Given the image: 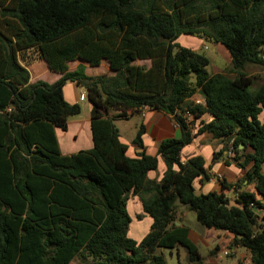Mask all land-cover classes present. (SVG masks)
Listing matches in <instances>:
<instances>
[{"label":"trees","instance_id":"trees-1","mask_svg":"<svg viewBox=\"0 0 264 264\" xmlns=\"http://www.w3.org/2000/svg\"><path fill=\"white\" fill-rule=\"evenodd\" d=\"M181 36L222 46L228 68L209 75V60L180 46ZM78 60L105 61L113 74L85 76L79 65L68 73ZM143 60L150 66L134 64ZM38 61L62 77L30 84L25 67ZM247 66L264 70V0H0V264H166L157 250L178 246L186 264H202L187 229L174 226L178 206L264 264V75ZM68 81L86 92L92 148L63 156L55 129L81 113L63 98ZM197 91L204 104L187 111L211 117L198 131L227 139L242 181L254 183L237 194L241 209L229 206L224 182L196 194L195 182L207 180L200 156L181 162L195 135L179 109ZM144 108L172 115L181 131L158 146L168 169L158 183L146 179L157 157H128L109 116ZM130 193L151 220L137 242L126 235Z\"/></svg>","mask_w":264,"mask_h":264},{"label":"crops","instance_id":"crops-1","mask_svg":"<svg viewBox=\"0 0 264 264\" xmlns=\"http://www.w3.org/2000/svg\"><path fill=\"white\" fill-rule=\"evenodd\" d=\"M190 41L185 42V44L179 45L188 48L192 51H195L202 44L201 40H197L194 37L186 36ZM215 45V44H214ZM219 46V45H216ZM195 49V50H193ZM224 50V49H223ZM225 51V50H224ZM225 55L228 57L227 52L225 51ZM77 62V66L84 64L82 61H74ZM106 63L105 61H102ZM101 62V63H102ZM137 64L140 65H149L150 62L147 60L136 61ZM227 62L229 64V57L227 58ZM73 63V62H72ZM81 63V64H80ZM37 64V65H35ZM107 64V63H106ZM88 65V64H87ZM101 65V64H100ZM37 66V69L35 68ZM77 66H74L73 69L70 67V63L68 64V73H72ZM89 66V65H88ZM90 67L89 68H97ZM29 73V83L33 84L38 81H43L48 84H52L59 80L62 77L60 73H54L50 71L47 65L43 61H38V63H34L25 67ZM246 69V68H245ZM224 70V69H223ZM222 69H216L213 71L211 75L220 74L223 72ZM261 70V69H260ZM87 68L84 69L83 74L85 76H94L101 75L100 73H93L89 75L87 72ZM109 72L113 74V72L109 69ZM50 73V74H49ZM54 74L52 79L50 75ZM260 74L264 75V70H261ZM50 81V82H48ZM76 88H81L75 84L73 81H68L63 87V98L69 104H77L78 102V94H76ZM202 93L197 91L191 98L186 99L181 105L179 111L183 113L184 120L187 125L191 128L193 137L191 143L184 147L181 150V162H185L191 157L200 156L204 161V170L207 177V180H203L201 183L198 181L194 184V189L199 191L202 194H207L209 192L219 193L221 191V183L218 181H214V175H220L224 184L229 185L227 190L223 191L225 198L229 201H235L237 198V194L243 190L253 192L254 191V183L245 184L242 181V177L244 172L237 168V164L233 161L228 160L226 158V144L228 143L227 139L224 138H214V136L207 132H199V128L201 124L208 123L211 120V117L207 114L202 115L199 118H194V116L186 115L187 108L190 104L193 103L195 99L201 98ZM80 102V101H79ZM112 112V111H111ZM111 112L109 116L112 117ZM188 112V111H187ZM116 115L118 112H115ZM139 117L140 124L134 125V135L126 139L121 135L118 131L120 140L127 146L126 155L130 158L136 157L139 154H145L151 157H157L158 164L157 169L155 171H151L147 174L146 179L148 181L158 183L162 176L167 172V167L163 163V161L157 156V149L159 144L166 139H179L181 137V131L177 125V123L173 120L172 115L164 112L157 111H149L144 108L140 112L131 114L123 118L124 120H130ZM263 114L259 116V120H262ZM119 118V117H114ZM140 126H143L144 132L141 136L142 148H138L137 146L132 144V140L135 137ZM55 137L58 143L60 154L63 156H69L75 154L79 151H86L92 148V139L90 132V119H78L77 117L71 118L67 122V131L63 132L59 129H55ZM230 144H228L227 148ZM247 153H251L250 149H247ZM264 170V163L262 166ZM259 202L261 199L259 197L256 198ZM141 198L138 195L130 193L126 202V210L130 217L131 223L127 230V237L133 241H139L148 231L149 225L151 224V220L142 214L141 209ZM139 216V218H137ZM136 220L133 222L132 220ZM144 224V233L142 237L139 239H133L130 236L129 231L132 229L133 234H136V231L139 225ZM139 224V225H138ZM175 227L186 228L188 232V239L194 244L201 241L204 245L208 242L216 241L214 249L208 251V258L212 260L203 261L202 264H216L214 261L215 257H222V252H227V250H231L229 260H226L227 263L234 264H251L252 259L251 255L247 253L245 250L238 246H232V236L226 232L214 231L203 229L198 225V228L191 229L185 223V210L180 206L177 207L175 211ZM200 227V228H199ZM197 247V246H196ZM198 250V249H197ZM201 257V256H200ZM214 257V258H213ZM202 259V258H201ZM214 259V260H213Z\"/></svg>","mask_w":264,"mask_h":264},{"label":"rangeland","instance_id":"rangeland-1","mask_svg":"<svg viewBox=\"0 0 264 264\" xmlns=\"http://www.w3.org/2000/svg\"><path fill=\"white\" fill-rule=\"evenodd\" d=\"M194 38L197 40L199 39L196 37H194ZM190 40L191 39H189L186 36H181L177 39V43L179 42L180 44H185V42L188 43V41H190ZM199 40H201V39H199ZM201 41H202V44L196 50V52L203 54L209 60V66L207 67V71H208L209 75H211L213 73V71H215L216 69H219V70L220 69H222V70L227 69L229 64L227 62L228 57L225 55V51L223 50L224 48L220 45L216 46L213 43L208 42V41H203V40H201ZM193 50H195V49H193ZM28 56H30V53H28ZM31 58H33V57L31 56ZM34 63H36V62L30 63L29 65H32ZM134 64L142 66L139 63L137 64V62H135ZM29 65H27V66H29ZM35 65H37V64H35ZM74 66H77V62H73V63L70 62L71 69H73ZM79 66L82 67L83 71L85 68H87V70H88L87 72L89 75H92L93 73H100L101 75H112V73L109 72L108 65L104 62H102L101 65H99L97 68H89V66L86 63L81 64ZM143 66L149 67V65L148 66L143 65ZM35 68L37 69V66ZM260 72H261L260 68H256V67H252V66H247L245 69V73L247 75L255 77V78L260 77V75L262 76V74H260ZM95 76H97V75L89 76V77H95ZM53 77H54V74H51L49 79H52ZM40 82H43V81H40ZM48 82H50V81H48ZM258 83L259 82L256 80L255 85H257ZM79 90H80V92L85 91L82 87L76 88V94L79 93ZM77 105L79 106L80 111H81L80 115L77 118L80 120L85 119V118L89 119V112H90L91 106L88 103V101L86 99L82 102L78 101ZM111 114H112V117L117 116L114 111H112ZM112 122H113V125L116 127V129L121 133V135L123 137H125L126 139H128L129 137L134 135L133 126L135 124L139 126L140 119H139V117H136V118L130 119V120H124L123 118H113ZM233 162H234V160H233ZM235 164H237V163H235ZM196 194H200V192L196 191ZM180 207L185 210V223H186V225L189 226L191 229L198 228V224L195 220L194 213L189 211L185 206H180ZM132 221L135 222L136 220L133 219ZM146 229H148V228H146ZM143 230H144V224L141 223L139 225L137 231H136V234H133L132 229H130L129 234L131 237H133V239H139L140 237H142V234L145 231V230L144 231ZM195 244L197 246L199 255L202 258V262L206 261V260H212L211 258H208V251L214 249L216 241L208 242L206 245H204L201 241H198ZM230 252H231V250H227V252H222V254H220V255L224 256L225 258H222V257L219 258L216 255L215 260L214 259L213 260L216 261L215 262L216 264H229L226 262V260H229V257H227V256L230 254ZM157 254H159L163 257L166 264H186V262H187L186 251L181 246H178L173 250L158 249ZM229 256H231V255H229ZM70 264H79V263H77L76 261H73ZM230 264H234V263H230Z\"/></svg>","mask_w":264,"mask_h":264},{"label":"built area","instance_id":"built-area-1","mask_svg":"<svg viewBox=\"0 0 264 264\" xmlns=\"http://www.w3.org/2000/svg\"><path fill=\"white\" fill-rule=\"evenodd\" d=\"M86 99V92L83 91V92H80L79 95H78V101L82 102ZM204 104V98L203 96H201V98L199 99H195L192 103V105H203ZM186 115H190L189 112L186 111L185 113ZM226 158L228 160H231L233 161V156H234V150L232 149L231 146L228 147V150L226 151ZM214 181H218V182H221L222 178L220 175H214V178H213Z\"/></svg>","mask_w":264,"mask_h":264},{"label":"water","instance_id":"water-1","mask_svg":"<svg viewBox=\"0 0 264 264\" xmlns=\"http://www.w3.org/2000/svg\"><path fill=\"white\" fill-rule=\"evenodd\" d=\"M241 148H242V146L239 147V149H241ZM203 177H204V175L201 174V178H203ZM229 206L241 209L240 205L236 201L229 202Z\"/></svg>","mask_w":264,"mask_h":264}]
</instances>
